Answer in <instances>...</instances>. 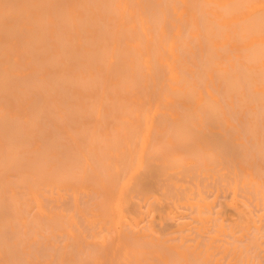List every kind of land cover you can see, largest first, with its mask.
Listing matches in <instances>:
<instances>
[{
	"label": "bare ground",
	"instance_id": "1",
	"mask_svg": "<svg viewBox=\"0 0 264 264\" xmlns=\"http://www.w3.org/2000/svg\"><path fill=\"white\" fill-rule=\"evenodd\" d=\"M143 175L229 191L202 248L129 227ZM0 264H264V0H0Z\"/></svg>",
	"mask_w": 264,
	"mask_h": 264
},
{
	"label": "rangeland",
	"instance_id": "2",
	"mask_svg": "<svg viewBox=\"0 0 264 264\" xmlns=\"http://www.w3.org/2000/svg\"><path fill=\"white\" fill-rule=\"evenodd\" d=\"M155 159L150 158L147 160V163L150 167L155 163ZM217 177V174L214 175ZM179 184V198L173 201L171 198L164 196L166 188V180L161 177L156 176H141L139 182H141L140 188H144L147 191V198L142 197V193L135 191L133 193V200L136 202L135 206H127L126 211L128 214V224L129 227L135 230L146 229L152 227L153 230L161 235L166 233V236L171 238L172 242L180 244V238L183 236L184 243L187 244H197L199 248H202L204 242L207 240L209 231L206 233L204 229L203 232H198L196 226L208 225L213 228L214 218L216 217L215 211L218 209L219 202L223 200V196L229 195V191L222 187L219 189V196L214 197V193L218 188L217 179L213 177H206L199 175L197 177L188 176V175H178L175 177ZM189 190H193L190 195L191 198H198V190L201 193V196L206 201H213V214L211 215L212 220L208 223L203 222L201 219L195 217V207L186 202L185 195ZM223 190V191H222ZM42 201L45 205L52 207L55 210L67 212L70 208L72 201V195L70 189H62V196H58L55 190H51L49 186L42 188ZM189 193V192H188ZM153 196H160V202H155L151 204ZM87 200H91L90 196L87 194H80L78 198V205L80 209L84 212H87L85 206L87 205ZM240 202V201H238ZM93 206L89 213L94 214V225L89 228L85 225L80 219L81 216L79 213H76L77 218L79 219V229L84 238V240L89 241L91 231L103 234L107 232L106 226L103 224V221L98 213V208L95 205ZM151 207V208H150ZM170 211L175 214L174 220L161 219V215H166ZM229 233L221 234L216 237L213 241V251L217 252L219 250V245L224 244L225 241L231 240L228 237Z\"/></svg>",
	"mask_w": 264,
	"mask_h": 264
}]
</instances>
